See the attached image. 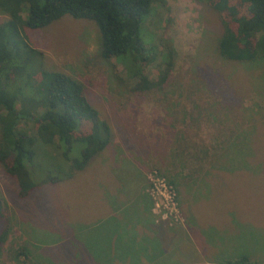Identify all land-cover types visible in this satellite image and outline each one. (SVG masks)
<instances>
[{
  "label": "rangeland",
  "instance_id": "374dc122",
  "mask_svg": "<svg viewBox=\"0 0 264 264\" xmlns=\"http://www.w3.org/2000/svg\"><path fill=\"white\" fill-rule=\"evenodd\" d=\"M162 1L140 26V39L153 52L142 68L153 83L145 90L132 88L136 79L118 62L99 58L91 21L65 14L23 30L42 52L46 69L83 82L111 138L83 170L40 183L23 198L0 164V199L10 223L0 264H30L20 263L22 257L10 260L26 242L32 254H43L41 264H92L89 258L77 262L80 245L101 239V231L115 234V247L105 248L106 260L92 257L93 264H225L245 255L264 264V56L247 62L221 58L214 10L194 0ZM162 45L174 52L167 78L161 74ZM38 148L42 169L55 174L49 165L53 150L42 141ZM77 152L75 144L70 155ZM155 176L174 181L172 200L169 193L155 199ZM140 182L164 240L161 247L154 241L151 250L130 232L140 224L139 209H133L142 205L136 196ZM113 205L117 215L108 217Z\"/></svg>",
  "mask_w": 264,
  "mask_h": 264
},
{
  "label": "trees",
  "instance_id": "16d2710c",
  "mask_svg": "<svg viewBox=\"0 0 264 264\" xmlns=\"http://www.w3.org/2000/svg\"><path fill=\"white\" fill-rule=\"evenodd\" d=\"M194 1L218 14L220 30L215 43L218 56L240 62L264 56V0ZM154 4L162 5L163 1L0 0V14L5 16L0 22V164L15 180L19 198L26 197L40 183H55L83 170L111 138L110 127L88 101L83 82L61 71L46 69L42 52L27 42L23 30L42 28L65 14L91 21L99 36V58L118 62L127 76L136 79L132 88L145 90L153 83L142 68L153 60V52L141 41L140 26ZM150 49H154L152 44ZM173 54L170 45H162L161 74L165 78ZM162 75L157 79L161 77L164 83ZM38 141L53 150L49 165L56 169L55 174L42 169L45 160L40 155L44 152L37 150ZM75 144L78 152L71 156ZM206 174H211L208 169ZM198 177L202 180L204 174ZM167 184L172 187L174 181L167 178ZM5 212L0 199V256L10 229ZM93 243L98 245L101 239L92 240L91 244L83 242L77 262L94 257L90 248ZM32 246L27 242L19 245L12 250L10 260L19 262L22 257L20 263L41 264L45 260L43 254H32L29 250ZM39 246L35 244L34 248ZM224 263L253 261L245 255Z\"/></svg>",
  "mask_w": 264,
  "mask_h": 264
},
{
  "label": "crops",
  "instance_id": "0c3cea01",
  "mask_svg": "<svg viewBox=\"0 0 264 264\" xmlns=\"http://www.w3.org/2000/svg\"><path fill=\"white\" fill-rule=\"evenodd\" d=\"M132 170H135V169L133 168ZM143 188H144V185L141 184V182L138 183V190L136 191L137 192L136 196H138L142 200V205L141 206L137 205L136 208H133V209H139L138 215H136L137 220H135V221L136 222L139 221L140 224L138 225L137 228L131 229L130 232H132V235L134 236L136 243H140L141 242L140 239L142 238L141 240L143 241V245L151 250V247H152L154 241L160 242L161 244L158 243L157 245H159L161 247L162 241H164V240H163V235H162V229L158 227L159 225L153 223V221L151 219V215H149L150 214L149 213L150 201L148 200L146 193H144ZM114 194L115 193L112 192V195H114ZM107 196H109V195L107 194ZM110 197H112V196H110ZM110 208H111V211L107 212L108 217H110V214H111V216L117 215V213L115 214V211L119 210V207H114V205H113ZM124 221H125V219H124ZM127 226H129V224H127L125 222L123 227L126 228ZM99 234L101 236V242H102L103 246L102 245L96 246V244L93 243V245H95V249L92 250L94 252L92 256L95 257L98 255H101L103 258L102 260H106L107 257L105 255L108 254V252L106 251L105 248H108L109 252L112 249H114L115 246H113L112 240L114 239L115 234L112 235V234L105 233L103 231H101ZM156 236H157V239H156ZM95 259H97V258H95ZM90 260L93 263L92 259H90ZM149 261H151V260H149ZM135 263L139 264V262H135ZM142 264H144V262H142Z\"/></svg>",
  "mask_w": 264,
  "mask_h": 264
},
{
  "label": "built area",
  "instance_id": "2783aa9c",
  "mask_svg": "<svg viewBox=\"0 0 264 264\" xmlns=\"http://www.w3.org/2000/svg\"><path fill=\"white\" fill-rule=\"evenodd\" d=\"M154 180H155V183H152L151 192L153 194H155V199L158 195H160L162 198L165 199V194L169 193L171 196V200H172V198H173L172 187L170 185H168L167 182L164 181V179H162V178L159 179L157 176H155ZM154 204H155V206H157L156 201Z\"/></svg>",
  "mask_w": 264,
  "mask_h": 264
}]
</instances>
